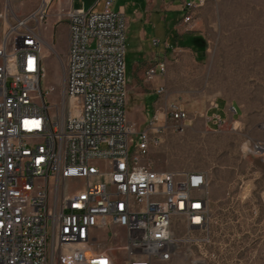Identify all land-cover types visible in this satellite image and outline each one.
<instances>
[{"label":"built area","instance_id":"2783aa9c","mask_svg":"<svg viewBox=\"0 0 264 264\" xmlns=\"http://www.w3.org/2000/svg\"><path fill=\"white\" fill-rule=\"evenodd\" d=\"M53 1L19 15L6 0L0 15V264H119L117 252L124 264H155L209 243L208 175L159 170L150 157L162 120L182 130L189 113L170 101L142 128L127 118L126 14L115 0L100 11L61 10L62 58L39 29ZM208 1L180 0L182 22ZM45 47L63 66L54 103L45 96L54 87L42 88ZM166 70L160 61L146 76Z\"/></svg>","mask_w":264,"mask_h":264},{"label":"rangeland","instance_id":"374dc122","mask_svg":"<svg viewBox=\"0 0 264 264\" xmlns=\"http://www.w3.org/2000/svg\"><path fill=\"white\" fill-rule=\"evenodd\" d=\"M96 1L74 0L73 7L85 11ZM157 1H117L126 6L128 17L127 118L144 127L152 112L165 106L168 95L189 113L182 130L170 119L162 120L166 126L155 135L158 142L151 144L150 157L159 170L208 175L211 222L209 243H193L170 261L155 264H264V0H209L195 12L190 29L177 31L176 41L171 30L181 13L155 9ZM103 2L93 10H102ZM11 3L19 15H27L39 0ZM68 7L67 1L54 0L39 25L45 43L62 58L68 51L69 31L66 22L57 23L56 18ZM5 12L6 0H0V15ZM133 17L138 22L129 24ZM139 38L147 45L153 38L173 42L168 59L157 56L173 72L165 94H157L153 84L157 78L146 76L155 60L144 65L145 54L134 52ZM43 64L42 88L54 87L45 95L54 103L63 66L48 47ZM155 95L159 99L151 106ZM215 113L224 119L220 126L212 122ZM260 144L263 149L257 148ZM112 243L118 245L120 240ZM117 256L124 264V254Z\"/></svg>","mask_w":264,"mask_h":264},{"label":"crops","instance_id":"0c3cea01","mask_svg":"<svg viewBox=\"0 0 264 264\" xmlns=\"http://www.w3.org/2000/svg\"><path fill=\"white\" fill-rule=\"evenodd\" d=\"M65 1H67V3H68L69 6H73L74 0H61L60 2L62 4ZM100 1H102V0H97L92 5V7L90 9H94V7ZM105 1L106 0H104V2H103L102 9H103V7L105 5ZM117 1L118 0H115L114 1L113 8L115 10H117V11H123L126 14V6L125 5H117ZM148 3H153V2H148ZM207 3H205V5ZM205 5H203V6H205ZM203 6L195 9V11L193 13V17L195 16V12L198 11V9L202 8ZM154 8L155 9H159L160 8L162 12H167V11H171V10L180 11L181 16L178 18V20L176 21V23H174V25L172 27V30H171V31H174L175 32V37H176L175 41L177 40V31L184 32V31L190 29V24L191 23L185 24V23L182 22V18H183L184 13H183V10H182V5L180 3V0H160L159 2L157 1V3L154 5ZM138 12L139 11L136 10V14ZM129 21H130L129 24H131L132 22H138L137 18H135V17H133V19H131ZM141 21H143V20H141ZM143 22H145V21H143ZM185 35H187V33ZM140 40H141L140 38H139V40H136L134 52H136V53H144L145 54V57L142 59V63L144 65H148L149 62H150V60H152V58L155 60V62L152 65H155V64L159 63L160 61H163L164 60V59L161 60L160 58L158 60L157 59V56H160L161 58L168 59V57H167L168 54H170V53L173 52V50H172V44H173V42L172 43L171 42H168L167 39H165L164 41H161L158 38H153L148 45L145 44V43H141L143 41L141 40V42H140ZM154 40H158V44L157 45H154ZM167 70H166V72L163 75H157L156 77H154V79L157 78V80H159V81H156L155 83L153 82V84H154V86H155L156 89L159 88V87H161V86L164 87L165 85H168V86L170 85L171 78H172V73L173 72H172L171 67L169 68L168 71ZM154 79H153V81H154ZM151 99H152L151 106H154L155 103H157L156 101L159 99V97L157 95H155ZM164 100L166 101V103L167 102H170L172 100L171 99V95L165 96L164 97Z\"/></svg>","mask_w":264,"mask_h":264}]
</instances>
